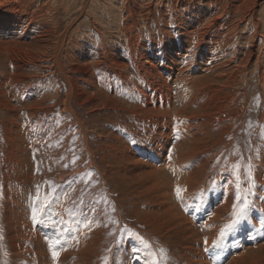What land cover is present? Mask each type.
I'll return each instance as SVG.
<instances>
[{
	"label": "bare ground",
	"instance_id": "obj_1",
	"mask_svg": "<svg viewBox=\"0 0 264 264\" xmlns=\"http://www.w3.org/2000/svg\"><path fill=\"white\" fill-rule=\"evenodd\" d=\"M23 1L0 0V264H264V0ZM60 4L88 20L84 39L77 20L60 27ZM43 61L51 92L29 72ZM107 113L113 126L91 132L85 118ZM73 134L83 163L34 212L23 148L68 161ZM88 169L138 221L135 239L109 245L103 207L70 193Z\"/></svg>",
	"mask_w": 264,
	"mask_h": 264
},
{
	"label": "rangeland",
	"instance_id": "obj_2",
	"mask_svg": "<svg viewBox=\"0 0 264 264\" xmlns=\"http://www.w3.org/2000/svg\"><path fill=\"white\" fill-rule=\"evenodd\" d=\"M26 1H23L22 11L26 8L28 0H26ZM57 1L62 3V0H57ZM48 4L49 5L51 4V2H49V0H35L32 7L36 9V8L42 7L43 5L47 6ZM39 5H42V6L39 7ZM90 6H91L90 11L92 10L91 12L94 13L93 10L96 8V4L90 3L89 7ZM61 7H62V4H60V9L58 10V12L59 11H61V12H59V13L54 12V14L56 16L59 15V16H57V18L60 21V23H59L60 27L63 28L66 25L67 20H69V19H70V21L77 20V22H75V27L72 30L71 36L74 38L84 39L86 37L87 32H88V20L86 21V19H84V18H79V17L77 18V15H78L77 12H74L72 15H70V16H68V18H66V17H64V14H62V8ZM6 8L7 7L2 8L3 9V10L1 9L2 11L0 10V12L2 13L0 15V22L6 21V18L8 16V15H5V13L7 12ZM102 16L103 15L98 14V17H101L102 19L104 18L105 20H108L106 17H104V16L102 17ZM97 21H98V18H97ZM43 22L44 21L42 20V21H40L39 24H43ZM108 23H109V21H108ZM27 26H28V24H27ZM29 29L30 28L26 29V31L29 32ZM35 29L33 31H35ZM115 32L116 31H113V29H110L108 31V33L105 35V37L107 38V40L109 39L108 41H110V43L114 42L113 44H119V42H122L123 40H121L119 38V34L117 32L116 33ZM0 35H2V34H0ZM94 37L95 36L88 37L87 41H89L90 43L94 42L97 39V37H95V38ZM97 44L98 43L96 42L95 45H97ZM46 64H47L46 61H43L42 65L40 64L41 65L40 68H37V69H39L38 70L39 72H35V70H33V67L30 66L29 72H31V73L34 72L33 73L34 75H39L40 77H42L39 80L40 87H43V88L45 87L47 89L46 91L51 92L55 89L54 83L50 82L51 81L50 80L51 74L45 68H41V67H43V65H46ZM0 69H2L0 71L3 72V74L8 73V69L5 68V63L2 64V62H0ZM43 70H45V71H43ZM36 96H37L36 94H33L32 95L33 99ZM251 97H252L253 101H258V98H256L257 97L256 94H251ZM16 104L19 105L20 103H16ZM52 105H53V103H50L47 106H52ZM22 109L23 108L21 107V113L20 114L21 115L23 113L24 114H23V116H20L21 118L18 119V122H19V125L23 127V129L20 131L24 132L26 130L25 125H27V118L25 117L26 114H25V112L22 111ZM75 109L81 114L82 117L84 114L85 115L87 114L85 109H82V110H78L77 108H75ZM109 114L110 113H107V115H105V117H104V115H102L103 117L102 116L97 117L95 115L86 117L85 119H86L87 125L89 126L88 128L91 130V132H93L95 128L100 129V132H106V130L109 128V126H107V125H109V124L112 125V123H113L112 119L115 117L112 113L110 115ZM255 114H257L256 111H255ZM7 115H9V114L7 113L5 116L0 115V122L2 123V128H3V124H4L3 122H5L8 119ZM250 115H254V113L248 111L247 116H250ZM52 119H55V124H57V126L59 128L64 127L66 124H70L72 126L70 133L75 131V124L73 123L74 121L72 118L70 119L69 117H62L59 112L53 111ZM58 120H59V122H58ZM254 127H256V126L253 125L252 128H254ZM114 128L119 131L118 127H114ZM248 128H250V126ZM256 128H258V126ZM263 131H264V128L261 129V132H260V136L262 138H264V132ZM110 132H111L110 134H107L108 136L112 135L113 130L112 131L110 130ZM119 135L121 137L123 136L122 133H120ZM73 136L71 137L69 144L73 145L72 146L73 147L72 153H74V154H73V158L68 159V161H66V157L63 153H60V154L55 155V156L52 154L50 157L47 158L45 155V151L47 149L52 150V148L50 146H46L45 149H41V147H39V146L44 144V142H41L40 145H38V147L34 148L32 151H27L26 147L23 148V157H24V161L26 164V170H27L28 174H31L33 177L32 179H29L28 183L26 184V186L29 188V191H30V197L32 198V199L30 198V200H31L30 205H31L32 209L39 206V207H43L44 210H47L52 203V199H53L54 194L56 193L58 188H60L63 185V183L59 179V177H60L59 175L62 172L65 173L66 175H70L76 168H78L83 163L82 147H81V145H80V147L77 146V145H79L78 144L79 138L77 135L75 136V134H73ZM36 137L37 138L31 137L28 140V142L30 143L34 139H39V141H41V139L39 138L38 135H36ZM22 140L23 139L18 138V141L21 142L20 144H23ZM259 140H260V137H259ZM93 141H95V138H92V142ZM61 142H62V140H61ZM57 146L59 147V151L63 147H65V145L60 146L59 143L57 144ZM77 148H80V149H77ZM80 153H81V156L79 155ZM238 154L240 157H242L241 156V154H242L241 150L238 151ZM0 163H1V160H0ZM23 175H24V173L21 170L20 176H23ZM66 183L68 184L67 186L70 187V190H71L70 193H74L76 195L77 194L81 195V197L85 198L92 206L99 204V205H101V207H103L102 210L105 212L104 215L107 218L108 226L113 228V229L111 228V230L109 232L112 234H109L107 236V240H109L108 241L109 245L113 242H116V241H118V243H119L122 240L123 241H129L128 239L133 240L137 237L131 231H133L132 230L133 228L138 226V224H139L138 221L135 218L130 217V213L123 215V209L124 208L122 206H118L119 209H121V216L118 214V212H117L118 209H117L116 205L117 204L120 205L118 200L121 197L117 196L116 200L114 198H110V195L107 193V191L102 188L100 178L96 175V173H94L92 170L88 169L84 174H78V175L71 177L70 179L66 180ZM33 196H34V198H33ZM112 196L115 197V194L113 193ZM102 205H104V206H102ZM121 217H122V221H121ZM122 226H123V228H122ZM117 228H119L118 232H116ZM130 233H131V235L129 236L128 234H130ZM208 261H210V260L208 259ZM227 261H225V263Z\"/></svg>",
	"mask_w": 264,
	"mask_h": 264
},
{
	"label": "snow or ice",
	"instance_id": "obj_3",
	"mask_svg": "<svg viewBox=\"0 0 264 264\" xmlns=\"http://www.w3.org/2000/svg\"><path fill=\"white\" fill-rule=\"evenodd\" d=\"M33 211L35 212V209H33ZM35 219V216L33 217ZM238 223V222H237ZM229 227H233V225H230ZM207 243V242H206ZM218 244H214V247H218ZM206 251H208V249H205ZM57 255V253H54V256ZM105 264H107V259L105 260Z\"/></svg>",
	"mask_w": 264,
	"mask_h": 264
}]
</instances>
